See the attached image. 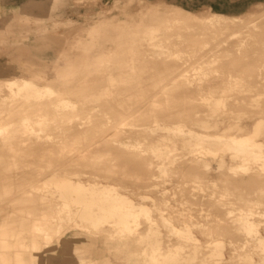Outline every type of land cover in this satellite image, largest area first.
<instances>
[{
	"label": "bare ground",
	"instance_id": "bare-ground-1",
	"mask_svg": "<svg viewBox=\"0 0 264 264\" xmlns=\"http://www.w3.org/2000/svg\"><path fill=\"white\" fill-rule=\"evenodd\" d=\"M28 1L19 10L14 8L13 15L11 18H6L2 26L5 28L7 25L9 30L17 33V39L22 40L17 46H26L27 38L34 31L36 39L42 43L28 46L43 49L55 40L52 32L55 31L53 29L58 22L54 21L53 31H50L45 19L28 15ZM64 1L52 0L51 12ZM147 1L149 3L142 0L145 4L136 11L140 20L135 21L137 22L135 27L143 26V29L136 28L131 31L133 36L127 39L131 41L127 46V53L121 50L114 52L113 59L110 60L111 64L106 70L108 75L106 83L99 85L96 79H93L96 77L92 76L95 71L100 70L99 73L103 71L101 66L103 56L99 55L94 60L88 54H84L80 62L68 61L63 64L61 61L67 53L64 49L52 59L56 67H45L49 73L51 71L57 76H45L39 79L19 74L5 78L0 76V123H5L7 127L0 126V134L6 131L0 141V148L32 145L36 147L33 150L36 153L47 154L57 153V146H65L71 141L73 144L82 143L89 136H93L94 142L101 141L107 145H114L113 142H116L117 149H127L141 156L149 155L150 158L145 162L148 182L144 186L160 185L161 183L154 181L153 177H163L173 172L174 168L170 167V164L175 163L178 158L182 159L181 164H196L199 170L206 173L216 168L229 170L232 178L239 177L240 173L264 176V106L255 103L261 107L258 109L259 115L240 124L232 120L235 108L233 106L226 108L221 96L214 95V91L249 89H246L248 84L243 79L247 72L246 66L237 64L234 60L240 55L238 52L244 46L243 40L237 38L229 41L227 37L230 34L227 36L224 34L229 31L234 34L239 30L238 28L261 26L264 24V8L238 14H226L208 9L207 12L203 10V13H196L172 3V9L179 10L183 18H171L172 9L160 12L159 4L155 5L153 1ZM263 4L264 0H253L248 5L258 7ZM127 6L129 5L122 4L116 7H119L123 14ZM21 15H24L23 19L20 18ZM129 22L132 21L120 18L119 21L110 24L127 27ZM33 23L36 26H33ZM175 27L183 30H176ZM198 27L204 28L201 31ZM166 28H171L174 32L178 31L177 42L174 43L180 45L189 38L188 36L192 39L201 32H211L212 47L208 52L201 53L203 46L192 44V47L196 48L193 50L194 54L200 53L201 58L210 56L208 63L219 59H230L221 68L201 67L195 76L184 74L156 76L158 81L153 85H160L165 79L173 80L171 84L186 94L185 100L192 108H185V112L188 113L181 121L175 119L178 115L173 114V110L165 115L159 114L156 109L160 107V101L157 98L151 97L147 100L145 104L148 105V113H145V109L139 111L128 103L132 100V92L126 94L112 89V86H124L130 82V77L133 75L129 74L128 68L134 67L136 62L139 66L155 65L156 69L147 71H158L160 75L181 73L177 61L159 58L160 53L147 59L149 55L145 51L150 46H163L161 33ZM5 29L3 34H6ZM2 32H0V43L7 40L3 38ZM183 32L187 35L182 34ZM60 41L63 42V39L60 38ZM93 43V47L102 46L98 38H93ZM115 47L122 48L120 45ZM75 64L81 67L72 68ZM38 70L42 71L41 68ZM145 71L144 68L139 70L136 77L146 79L136 82L137 87H144L150 83L147 78L153 76H146ZM213 72L217 74L211 75ZM65 73L84 75L64 76ZM142 91L145 90H140ZM192 91L202 95V104L209 109L202 115H199L201 111L194 102L196 97L192 95ZM258 101H260L258 98L255 99V102ZM99 105H107L108 108H100ZM34 116H42V119H38L39 122L41 121L39 124H35L37 120L33 118ZM186 119L191 125L187 124ZM143 120H148L151 124L143 125L141 123ZM89 121L91 122L88 123ZM41 139L42 149H38ZM88 143H85V147ZM113 149L114 146H107V153L113 154ZM86 150L88 153V149ZM213 160L217 162L216 167L212 164ZM88 165V162L85 160L82 162L78 158H71L66 162H52L50 159L40 161L35 158L14 162L15 170L9 174L8 183L18 189L13 193L11 200L27 204L24 215L33 214L34 218H38L22 219L16 226L17 231H12L14 233L12 241L8 243L7 237L1 236L0 243L9 251H13L17 258L26 255L25 259L29 264L37 263L39 252L53 250L51 246L57 244L62 234L68 231H72V235L86 236L92 244H98L99 240L103 242L110 240L105 248L109 250L116 248L114 260L117 264L264 263V234L261 231V222L256 219V217L264 218V207L260 206L264 204V200H250L255 206H227L229 199H225L228 198L232 178H223L217 183L218 187L219 184L220 187L222 186L221 190L205 191L204 185L209 186L207 184L209 182H213L214 185L218 180L213 177L198 176L195 182L198 183L199 189L205 191L200 193V201L220 203L222 211L217 213L218 211L216 212L212 207L201 209L197 220L189 208H182L177 211V215H173L175 221H178L175 223L171 214L161 211L160 207H152L142 200L144 197H150L148 194L128 189L110 180L99 181L96 171L102 170L101 167L91 166L96 171L88 172L85 170ZM154 167L158 175L153 172ZM84 176L86 179H83ZM166 192L165 190L162 193L166 194ZM129 193L136 195V199ZM223 200L225 201L221 202ZM154 212L161 216V223ZM161 224L169 229L170 234L180 237L181 241L164 242ZM194 227H197L199 232L211 236V240L207 241L206 245L194 234ZM227 227L243 233L241 243L234 244L229 240L235 250L229 258L223 251L225 239L220 235L213 237L217 230L225 231ZM101 236L102 239H99L98 237ZM113 237H118L120 240L118 244L111 243ZM127 239L141 241L139 245L141 249L129 250L126 254L124 249L129 247L126 244ZM22 248H29V251L22 252ZM72 253L77 264H86L85 258L73 248ZM254 254L260 256L259 260L255 259ZM105 259L111 260L109 256Z\"/></svg>",
	"mask_w": 264,
	"mask_h": 264
},
{
	"label": "rangeland",
	"instance_id": "rangeland-1",
	"mask_svg": "<svg viewBox=\"0 0 264 264\" xmlns=\"http://www.w3.org/2000/svg\"><path fill=\"white\" fill-rule=\"evenodd\" d=\"M27 1L28 0H0V29H2L0 32L3 31L1 34L5 33L3 29L6 28V34H3L2 36H4V39H7L4 40L3 43H0V76L4 78L8 76L12 77V75L18 74L35 79L43 78L45 76H57L56 73L51 71L49 73L48 69L45 67H56V65L52 63V59L60 50L64 49L67 51V53L65 56H63V61H61L63 64H66L68 61L80 62L84 54H88L92 59H96L99 55L103 56V60L101 62L103 71H101V73H99L100 70L95 71V74L92 76L96 78H92L96 79L99 85L106 83L108 76L106 74V70L111 64L110 60L113 59L112 55L115 54L114 52L121 50L123 53H127V46L130 45L131 42L127 39L130 36H133L131 31L135 30L136 28L143 29V26L135 27V25H137V22L135 21L140 20V16L136 11H139L138 9L143 6V4H145L142 2V0H140L141 2L137 0H65L64 3L58 5V7L52 12V0H29V6L27 10L28 15L31 17H42L45 19L47 26L51 29L50 31L55 30L52 32V34L55 36V40L51 42L49 46L43 49L42 47L30 48L28 45H39L42 43V41L36 39V33L33 31L26 40V46H17L19 42L20 44L22 43V40H18L19 38L17 39V33L9 30L7 25L5 28L3 26L5 19L11 18L13 15L12 10L14 8L19 10L22 8V5H25V3L27 4ZM143 1L149 3L147 0ZM150 1H153L155 5L159 4L160 12H163L166 9H172V3L180 5L183 8L192 10L196 13H203V10L204 12H207L208 9V11L224 12L226 14H238L250 11L252 9L264 8V4L258 7H250L248 4L253 0ZM122 4L129 5L126 7V10L123 12V14L119 7H116L117 5ZM181 15L182 13L179 10H173L171 13V18H183ZM20 18L23 19L24 15H21ZM120 18H124L132 22H129V26L127 27L110 24L112 22L119 21ZM54 21L58 22L55 27ZM33 26L36 25L34 24ZM53 27L54 29L52 30ZM198 28H201L199 30L202 31L204 27ZM175 29L183 30L180 27H175ZM238 29L239 30L234 34H231V31H229L224 35L227 36L230 34L227 37L229 41L237 40V38L239 40H243L244 46L238 52L240 55H237L234 60L237 62V64H241L244 67L246 66L247 72L243 79L246 80V83L248 84L246 89H249H242L240 91H238V89L214 91V95L221 96L226 104V108L229 106H233L235 108L232 120L242 124V122H248L251 118H255L259 115L258 109H261V107L255 103H259L260 105L264 106V24L257 27L250 26ZM177 33L178 31L174 32V30L171 28L163 29L161 33V44H163V46H150V48H148L145 53L149 55L147 58L148 60L153 57V55L160 53L158 56L159 58L168 61H177L180 64L179 71L181 73H166L160 75L158 71H147L149 69H156L155 65L149 64L148 66H139V63L136 62L134 67L128 68V72H130L129 74L133 75L130 77V82L124 86H112V89L126 92V94L132 92V100H129L128 103L130 106L137 108L139 111L145 109V113H148V105H146L147 100L151 97L157 98L160 101V107L158 106L157 109H155L159 112V114L165 115L169 113L170 110H173V114L178 115V117L175 119L181 121L185 119V114L188 113L187 111L185 112V108H192V106L189 105L185 100L186 94L171 84V81L173 80L165 79L160 85H153L158 81L156 76H181V74L186 76H195L201 67L221 68L222 65L226 63V61L229 62L230 59H219L215 62L208 63L207 61L209 58H211L210 56L208 57V55H206L205 57L201 58L199 55L200 53L197 55L194 54L193 50L196 48L192 47V44L203 46L201 53L208 52V50L212 47L213 40L210 38L211 32H201L199 36H195L194 38L192 37V39H190V36H188L189 38L185 39L181 45L179 43H174L177 42ZM182 34L187 35L186 32H183ZM11 37L15 40H13ZM60 38L63 39V42L60 41ZM93 38H98L100 40V43L102 44L100 48L98 46L93 47ZM221 38L224 39V37ZM12 40L13 42H11ZM118 45H120L122 48L115 47ZM177 55L179 56L177 57ZM180 56H182V58H179ZM62 63H60V65ZM77 67L81 66L78 64L72 65V68ZM35 68L37 69L33 70ZM38 68H41L42 71L40 72ZM142 68L146 70L144 72L147 74L146 76L153 77L147 78V80L150 82L148 85L144 87H137L135 84L136 82L139 80L144 81L146 79L136 77L139 73V70ZM49 70L51 69L49 68ZM214 74H217V72L211 73V75ZM83 75V73H65L64 76ZM224 75L226 76L227 74L225 73ZM98 76L100 77L98 78ZM249 76H253L254 78H250ZM140 90L145 91L140 92ZM191 93L196 97L194 102L195 104H198L201 111L199 115H202L203 112L208 111L209 109H206V107L202 104V95L200 93H196L195 91H192ZM257 98L260 101L255 102V99ZM99 107L105 109L108 108L107 105H99ZM219 110L221 111L222 108ZM33 118L37 120L35 121V124H39L41 121L39 122L38 119H42V116H34ZM108 120L112 121L111 119ZM90 122L91 121L88 123ZM141 123L143 125L151 124V122L148 120H143ZM187 124L191 125L190 121L187 120ZM5 125V123H0V126L7 128ZM82 125L80 126L82 127ZM5 133L6 131L4 130L2 131V134H0V141ZM72 142L73 141L66 143L65 146H57V153L54 152L47 154H42V152L36 153L33 151L36 149V147L32 145H19L15 148L6 149L0 148V238L1 236H6L9 243L12 241L11 239L14 235L12 231H17L16 226L19 221L22 219L26 220V218H34L33 214H28L27 216L24 215L27 204L19 203L18 201L14 202L11 200L13 193L18 188L8 183L9 174L15 170V168H13V163L23 160H31L32 158L39 159L40 161H42V159H50L52 162H66L71 160V158H78L82 162L84 160L88 162L89 165L85 167V170L88 172L96 171V169L91 166H100L102 170L96 171L99 175V181L110 180L114 183L126 186L128 189H135L139 193L148 194L151 198L144 197L142 200L152 207H160L161 211L171 214L175 223L178 221H175V217L173 215H177V211L182 208H189L197 220L201 209L212 207L216 212L218 211L217 213L222 211V204L220 203H210L209 201L201 202L200 193L213 189H223L222 186L220 187V184L218 187L217 183H219L223 178H232V173L227 169L218 170L215 168L217 171L214 169L213 171L215 172L212 171L210 173H206L202 170H199L196 164H181L180 162L182 159L178 158L175 160V163L170 164V167L174 168L173 172L168 173L163 177H153L154 181L161 183L160 185L144 186L148 182V179H146L148 176V170L146 169L145 162L146 159L150 158L148 157L149 155L145 154V156H141L138 153L129 151L127 149H117L115 148L116 142H113L114 145H107L101 141L94 142L93 136H89L85 141L79 144H73ZM87 142H89L88 146L85 147V143ZM107 146H114L113 154L107 153ZM38 149H42V139L41 145H39ZM86 149H88V153H86ZM154 160H156V158H154ZM212 164L214 167L217 166V162H215V160L212 161ZM63 166L64 165H62V167ZM65 166L67 167V165ZM153 170V172L158 175V171L155 167ZM197 173H199V175H197ZM204 173H206V175H204ZM19 176L20 174H18V177ZM198 176L202 178L213 177L218 181L214 185L213 182L207 183L209 186L204 185V191L199 189L197 186L198 183L195 182L196 179L198 180ZM83 179H86V177L84 176ZM229 188L230 191L228 193V198L225 199H229L227 206L247 207L254 205L252 202H250L252 199H259L260 201L264 200V176L262 175H243L240 173L239 177L232 178V183L229 184ZM165 190L167 191L166 194L162 193ZM129 195L136 199V195L132 193H129ZM225 200L221 202H224ZM257 205L258 204H256V207ZM260 206L264 207V204H260ZM154 215L161 223V216L157 214V212H154ZM37 218L34 219L36 220ZM256 219L261 222V231L264 234V218L256 217ZM160 229L163 234L162 237L164 242L178 243L181 241L180 237L176 236L175 234H170L169 229L163 224L160 225ZM7 232H9L8 235H6ZM193 232L205 245L207 244V241L211 240L210 235L199 232L197 227L193 228ZM242 234V231H237L233 228L227 227L225 231H221L220 229L217 230L213 234V237L220 235L225 239L226 244L223 251L225 256L229 258V256L233 255L232 253L235 252L233 249L234 246L229 242V240H232L234 244H239L243 240ZM86 238L87 237H84V235H72V231L62 234L59 242L51 246L53 250H43L38 253L36 264H52L53 261L56 262L55 264H77V260L75 257H73L74 254L72 253V248L74 251L81 254L83 258H85L86 264H117L114 260L116 248H111L110 250L105 248V245L110 242V240L107 242L99 240L98 244H92ZM98 238L102 239V236ZM119 241L120 240L118 237H113L111 243L118 244ZM127 242L128 243L126 244L129 245V247L124 249L126 254H128L129 250L139 251L141 249L139 246L141 245V241H132L127 239ZM21 251L28 252L29 248H22ZM125 253L123 255H125ZM108 256L111 258V260L108 259L109 261L105 259V257ZM254 257L256 260H259L260 256L258 254H254ZM21 258L15 257L13 251H9L5 245L0 243V264H29L28 260L25 259L27 258L26 255ZM72 260L74 262H72ZM210 264H213V262H210ZM225 264L232 263L227 262Z\"/></svg>",
	"mask_w": 264,
	"mask_h": 264
}]
</instances>
